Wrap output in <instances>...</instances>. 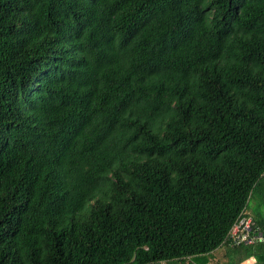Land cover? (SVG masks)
Masks as SVG:
<instances>
[{
	"label": "trees",
	"instance_id": "1",
	"mask_svg": "<svg viewBox=\"0 0 264 264\" xmlns=\"http://www.w3.org/2000/svg\"><path fill=\"white\" fill-rule=\"evenodd\" d=\"M241 216L264 0H0V264H264Z\"/></svg>",
	"mask_w": 264,
	"mask_h": 264
},
{
	"label": "built area",
	"instance_id": "2",
	"mask_svg": "<svg viewBox=\"0 0 264 264\" xmlns=\"http://www.w3.org/2000/svg\"><path fill=\"white\" fill-rule=\"evenodd\" d=\"M227 239L235 245L240 243L253 244L264 238L259 228L253 226L252 217L241 216L231 228Z\"/></svg>",
	"mask_w": 264,
	"mask_h": 264
},
{
	"label": "rangeland",
	"instance_id": "3",
	"mask_svg": "<svg viewBox=\"0 0 264 264\" xmlns=\"http://www.w3.org/2000/svg\"><path fill=\"white\" fill-rule=\"evenodd\" d=\"M259 199V195L254 192V194L252 195V197L250 198V207L253 208L256 200ZM224 252H225V248L224 246L216 249L214 252H212L211 254H209V257L211 259V263L210 264H214V263H225V255H224ZM216 254V255H215ZM217 257V259H215ZM248 260V259H247ZM255 261V260H254ZM253 261V262H254ZM253 262H248L246 261V263H241V264H252Z\"/></svg>",
	"mask_w": 264,
	"mask_h": 264
},
{
	"label": "crops",
	"instance_id": "4",
	"mask_svg": "<svg viewBox=\"0 0 264 264\" xmlns=\"http://www.w3.org/2000/svg\"><path fill=\"white\" fill-rule=\"evenodd\" d=\"M191 260L193 261V258ZM254 260H255L254 258H250V259H248L246 261L253 262ZM246 261H244L243 263H246ZM210 263H211V260H210V262L208 264H210Z\"/></svg>",
	"mask_w": 264,
	"mask_h": 264
},
{
	"label": "bare ground",
	"instance_id": "5",
	"mask_svg": "<svg viewBox=\"0 0 264 264\" xmlns=\"http://www.w3.org/2000/svg\"><path fill=\"white\" fill-rule=\"evenodd\" d=\"M258 243V242H257ZM252 245V244H251Z\"/></svg>",
	"mask_w": 264,
	"mask_h": 264
}]
</instances>
